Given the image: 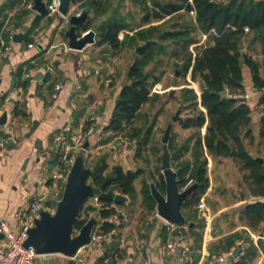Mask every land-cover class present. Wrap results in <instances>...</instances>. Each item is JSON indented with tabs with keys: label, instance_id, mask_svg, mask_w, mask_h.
Here are the masks:
<instances>
[{
	"label": "trees",
	"instance_id": "obj_1",
	"mask_svg": "<svg viewBox=\"0 0 264 264\" xmlns=\"http://www.w3.org/2000/svg\"><path fill=\"white\" fill-rule=\"evenodd\" d=\"M6 1V6L0 9V14L6 8L10 9L22 3L27 4L33 0ZM75 1H85L84 4H88L86 9L88 15L81 26L84 31L92 28L94 18L98 19L110 12L109 17L96 27L97 46L107 44L118 53L123 49H135L142 41L156 40L145 54L139 55L135 52V58L128 69L127 80L121 86L114 110L105 128L106 132L112 133L126 131L125 134L129 140H136L139 144L135 154L137 159L150 163L149 156L143 152L152 142L156 118L152 120L147 129H145L146 126H137L134 123L140 116L143 106L154 102L159 96L158 93H152V90L156 84L161 82L166 73L165 67H162L164 59L160 55L169 54L171 58L177 60L175 66L177 69H182L184 77L191 73L192 80L199 82L202 89L200 97L192 88H181L184 102L192 108L193 114L181 118L179 124L185 129H193L194 132L177 149H173L174 136L172 135L169 140V149L171 161L178 163L177 169L182 168L178 176L180 188L196 183L194 192L183 205L186 222L181 226L189 225L188 231L196 237V243L200 247L206 217H202L201 222L197 223V207L210 186L207 154L212 158L232 157L244 172L243 178L248 184L250 194L254 197H264V157L263 162L256 159L255 155L249 152L245 141L246 138H252V110L248 104L243 102L244 99L236 96L245 93L243 65L251 69L253 85L259 90L264 89V78L260 75L259 63L252 55L249 56L242 50L243 39L251 32L253 40L260 43L264 53V0H132L138 5L139 12H143L141 19H138L132 12L121 13L114 7V0ZM191 11L196 15L193 16ZM91 12L92 17L89 16ZM6 16L7 14L4 15ZM175 17L177 20L172 22ZM159 21L162 22L146 26ZM246 27L248 31L245 30ZM123 31H131L132 34L125 32L123 39H120V33ZM10 35L9 28H5V24L1 23L0 40L4 39L8 43ZM204 35L207 36V40L204 44L196 45L197 52L194 54L189 50L190 46L199 43L201 41L199 36ZM25 37L28 42H31L32 39L28 34ZM169 45L172 46L171 50L168 49ZM16 74L21 79L24 74L22 67L17 70ZM57 78L53 73L48 74L45 79L49 82L47 89L53 86ZM20 84L25 88L29 85V81H21ZM207 88H210V91H207ZM225 88H228V92L224 91ZM175 93L176 91L172 90L170 94L175 95ZM258 104L263 106L259 135L264 141V91ZM14 110L16 115L27 116V112L21 109L18 101ZM205 125L207 128L203 134L202 128ZM128 126L131 129H128ZM85 129L86 132L89 131L90 123L85 126ZM5 136L0 131V139ZM154 150L160 151L156 146ZM188 152L191 153V157L183 159ZM93 167L94 172L89 182L100 185L105 178L109 177L108 188L118 190L122 195L128 196L131 199L129 204L138 200L136 181L144 174L145 169L139 167L136 170H125L122 165L118 164L114 165L109 172V163L105 156L95 160ZM157 170L158 178L151 172L150 175L163 193L165 180L160 171L161 167H157ZM142 180L139 194L143 199V205L148 212H154L157 204L151 195L150 182L144 178ZM64 187L65 182L57 198L54 197L55 204L61 198ZM89 199L90 197L86 199L76 218L75 231H78L90 219L91 213H97L100 218L99 231L102 234H112L121 226L111 218L119 216L113 201H103L101 207H96L87 206ZM125 204V202L119 203V205ZM234 212L252 231L264 233L263 199L255 198L241 205ZM165 233L167 235L168 232ZM245 236L246 234L237 231L211 244L209 247L211 256L216 255L215 257L218 258L224 251H229L238 238L245 239ZM246 242L244 249H241L245 254L239 257L235 264H250L258 255L257 245L253 241L246 240ZM261 245L264 248V240ZM120 251L119 248L105 251L98 260V264L107 258H111L112 264H116L122 255Z\"/></svg>",
	"mask_w": 264,
	"mask_h": 264
},
{
	"label": "crops",
	"instance_id": "obj_2",
	"mask_svg": "<svg viewBox=\"0 0 264 264\" xmlns=\"http://www.w3.org/2000/svg\"><path fill=\"white\" fill-rule=\"evenodd\" d=\"M45 1L48 2V0ZM84 2L74 0L67 16H63L59 11L40 13L34 5L31 9L28 7L30 2L10 9L6 8L0 14V24L4 23L5 28H9L10 36L22 33L24 37L21 42L15 41L13 37V42L10 43V49L7 51L0 48V118L4 112L8 114L7 121L4 125H0V131L4 136L6 135L3 138L6 139L5 151L0 153V220H7L15 231L19 228L18 213L21 207L31 203L38 196L50 195L53 199L57 198L63 188L64 181L54 178V174L59 170L58 156L53 146L55 136L65 131L70 143H76L78 139L85 138L84 143L89 141L90 145L86 154L92 152L95 155L98 154L105 147L102 144V140L105 139V128L114 110L121 86L127 80L128 69L132 62L128 64L123 80L120 79L122 82H118V78L123 76V71L118 66L115 57L117 53L109 45L97 46L95 41L93 44H88L84 50H74L69 47V38L65 35L71 26L69 15L81 9L86 10L88 4ZM6 3V0H0V9L6 6ZM109 13H105L98 19L94 18L92 28L98 27L109 17ZM5 14H7L6 17H4ZM92 15V12L89 13V16L92 17ZM81 26L78 27V31L83 33ZM123 32L132 34L131 31ZM26 34L31 39L35 34L40 35V42L29 48ZM123 37L120 36V39ZM100 47L102 48L100 53L108 51L114 57L95 55V48ZM242 50L249 56L252 55L259 63L260 75L264 78V53L260 43L253 40V33L250 32L243 39ZM21 67L24 74L19 79L16 73ZM242 68L245 93L240 95L244 99L243 102L248 104L252 110L253 129L252 138H246L245 141L253 156L263 158L264 141L259 135L263 106L258 104V101L264 89L259 90L253 85L252 71L247 65H243ZM49 73H53L55 78H58L53 86L47 89L49 82L45 79ZM25 80L29 81V85L24 88L20 83ZM114 82H117V85L113 86ZM58 83L62 85V89L58 97L54 98L53 90ZM17 101L21 104V109L27 112V116L15 114ZM34 120L38 121L36 129L33 135L26 137L32 129ZM88 123H90V129L86 132L85 126ZM206 128V125L202 128L203 134ZM9 136L15 143L16 148L14 149L7 147ZM37 139L41 140L43 148L36 146ZM207 158L210 160L208 165L211 169L216 161L222 163L229 159L238 166L240 173L244 174L232 157L212 158L207 154ZM236 166H234L235 169ZM110 168L112 167L109 166V172ZM126 169L136 170L132 167ZM208 170L211 182L213 180L211 175L216 168ZM241 182L246 185L249 196L237 197L214 210L207 205L205 200V195L211 185L202 196L198 207L204 212L206 224L203 228L200 247L196 243V237L188 230H184L188 235L193 257L195 254V264H235L239 257L245 254L241 249H244L247 244L246 240L253 241L259 251L250 264H264V248L261 245L264 240V236H261L262 232L252 231L234 212L241 205L255 198L264 200V197L252 196L244 178ZM140 189L141 187L137 188L136 184L138 200L135 203L138 204L140 210H145L143 199L139 194ZM222 190L225 191L224 188ZM115 191L120 193L118 190ZM127 199L125 205H119L113 201L119 216L111 218L121 226L112 234L110 233L109 239L82 248L73 259L55 254L41 258V264H44L45 259L55 258L57 261L54 264H98V260L105 251L116 248H119L122 254L116 264H147L149 257L150 264H183L184 259L179 251L169 253L166 250V242L170 237L168 222L159 216L145 228L137 229L136 225H133L126 217V212L131 211L136 204H129L131 199L128 196ZM232 208L235 217L229 218L226 211ZM92 214L99 218L97 213ZM219 219H221L219 227L213 225ZM222 223L228 226L223 227ZM99 228L100 224L97 225V229ZM237 231L246 234L245 239L238 238L235 245L231 247L235 250L240 249L238 256L233 255L220 263L215 262L216 255L212 257L209 251L211 244ZM256 233L259 235H255ZM5 243L3 237H0V245H5ZM147 249L149 254L146 252Z\"/></svg>",
	"mask_w": 264,
	"mask_h": 264
},
{
	"label": "water",
	"instance_id": "obj_3",
	"mask_svg": "<svg viewBox=\"0 0 264 264\" xmlns=\"http://www.w3.org/2000/svg\"><path fill=\"white\" fill-rule=\"evenodd\" d=\"M74 0H61L59 12L63 16L69 14L70 5ZM34 8L40 12H47V2L45 0H34ZM87 10L80 15L70 14L69 22L71 26L65 35L69 38V47L74 50H84L88 44H93L96 41V28L82 35L78 31V27L82 25L87 18ZM15 41L21 42L23 34L18 33L13 35ZM155 39L146 40L143 44L136 46L135 52L139 55L145 54ZM210 91V88L206 89ZM228 92V88L224 89ZM7 112H4L0 118V125H4L7 121ZM180 120V110L177 111L172 118L173 122ZM37 120L33 121L32 129L26 134V137L33 135ZM173 129L172 123L168 127L163 136V152H162V167L161 172L165 180V191L162 193L154 180L150 182L151 195L156 201L157 215L168 223L181 225L186 222V216L183 214V205L190 198L189 196L194 192L196 183L189 184L186 187L180 188V179L182 168L174 169L171 161V151L169 149V138ZM10 137V136H9ZM8 149H14L15 143L10 137L7 140ZM83 150L77 152L74 156L71 167L65 179V187L62 196L57 201L54 212L46 209H41L39 217L35 219V225L28 231V239L25 242L26 247L34 248L36 254L40 255H55L59 254L68 258H73L77 255L79 250L90 246L92 243L91 233L100 223L99 218L92 214L89 220L78 230L75 231L76 218L79 216L86 199L90 195H97L100 200L116 203L127 202V197L115 190L108 188L109 177L104 179L100 185H95L89 182L90 176L94 172V167L86 163L87 154L89 150V141L83 144ZM36 146L43 148L41 140H36ZM263 162L261 157H256ZM263 237L264 234L262 233ZM0 237H3L0 234ZM240 249L235 250L234 256H238ZM57 259H45L44 264H54Z\"/></svg>",
	"mask_w": 264,
	"mask_h": 264
},
{
	"label": "rangeland",
	"instance_id": "obj_4",
	"mask_svg": "<svg viewBox=\"0 0 264 264\" xmlns=\"http://www.w3.org/2000/svg\"><path fill=\"white\" fill-rule=\"evenodd\" d=\"M113 2H114V7H116L121 13L122 12L124 14L131 12L135 13L138 19H141V17L143 16V12H139L138 5L136 4V2L132 0H114ZM192 15L195 16L194 14ZM176 20L177 18L175 17L172 19V22H175ZM160 22L162 21L152 22L146 26H149L151 24H159ZM123 33L125 32H122V34L120 35L121 37L124 36ZM199 37H201V41L199 43L191 45L189 48V50L193 51L194 54H196L197 52L195 50L196 45L204 44L205 41L207 40L206 35ZM144 42L145 41H142L139 45L143 44ZM100 49L102 48L101 47L99 49L95 48V53H96L95 55H99V57H105L109 55L114 57L113 54L108 51L103 54L100 53ZM168 49L171 50L172 46L169 45ZM160 56L161 58L164 59V62L162 63V67H165L166 73L161 79V82L156 84L152 90V93H158L159 96L156 98L154 102L146 103L143 106V110L140 116L136 119L134 123V125L137 126H146L145 129H147V127L150 126L152 120L156 118L155 120L156 126L153 130L152 142H150V144L145 148L143 152V154L145 153L146 155L149 156L150 163L136 158L135 154L137 153L139 144H137L136 140L134 139L129 140V137L125 134L126 131L123 133H112L110 131L105 132L104 134L105 139L102 140V144L105 145V147L101 149L99 153L96 155L94 152L89 153L86 158V162L88 163V165L91 166H93L95 160L105 156L106 161L107 163H109L110 167H113L115 164H120L123 166L125 170L128 167H132L133 169L134 168L137 169L138 167H141L145 169L144 174L137 179L136 182L137 188L141 187L143 178L148 180L149 182L152 181L150 172L151 174L152 173L155 174L157 178L159 176L157 167H162L161 157H162L163 145H164L162 139L169 123H172L173 125L171 136L169 138L170 140L172 138V135L174 136V142H172L173 149H177L180 146V144H182V142L194 132L193 129L183 128L182 125L179 124V121L177 122L172 121V118L179 110H180V118H184L188 115L193 114L192 108L188 106V103L184 102V97L181 94V88L182 87L192 88L199 97L202 92L199 82L198 81L194 82L192 80L191 73H189L187 76L184 77L182 74V69L180 68L177 69V67L175 66L177 60L171 58L169 54H164ZM115 57L117 58L118 66L122 68L123 71V76H120L121 78H118L117 81L122 82L120 79L123 80L124 74L127 72L126 70L128 68V64H130V62H132L135 58V49L132 50L123 49V51L118 52L115 55ZM116 83L117 82H114L113 86L117 85ZM172 90L176 91L175 95L170 94ZM144 120L146 122H144ZM128 129H131L130 126H128ZM78 140H81V138ZM155 146L158 147L160 151H155L154 150ZM82 150L83 148L79 147V150L77 152H80ZM190 157H191V153L188 152L183 157V159H187ZM134 161L137 163L136 165ZM209 161L210 160H208V162ZM172 164H173V168L176 170L178 167V163L172 161ZM234 166H236L235 163H233V161L229 159L228 161L222 163L218 161L214 163L212 169L215 167L216 171H214L211 175V179L213 180L210 182L211 186L207 194L205 195L206 203L211 209L214 210L222 204L230 203L237 197L249 196L247 194L248 190L246 185H244L241 182L243 180L242 178L243 175L240 173L238 166H236V169ZM208 169L212 170L210 165H208ZM222 188H224L225 191H223ZM249 199L251 200L250 197ZM135 204H134L135 205L134 208L133 207L131 208V211L126 212L127 214L126 217H128L127 219L131 221L133 225H136L137 229L138 228L143 229L147 226V224L149 223L151 224L152 222H154L157 217L159 218V216L156 215V209L154 212H148V210L146 209L140 210L138 204L137 203ZM197 208H198L197 223L199 224V222H201L202 217H204V212L201 209H199V207ZM233 211H234L233 208L226 211V214L229 216V218L234 216ZM219 222H221V219L216 220L213 223V225L219 227ZM222 224L223 227L228 226L225 225L224 223ZM184 226L185 227L183 230L189 229L188 224H185ZM177 230H179V228H176V231ZM255 235H259V234L256 233Z\"/></svg>",
	"mask_w": 264,
	"mask_h": 264
},
{
	"label": "built area",
	"instance_id": "obj_5",
	"mask_svg": "<svg viewBox=\"0 0 264 264\" xmlns=\"http://www.w3.org/2000/svg\"><path fill=\"white\" fill-rule=\"evenodd\" d=\"M34 1H31L28 4V7L34 5ZM61 4V0H49L47 2V12L54 13L59 11V7ZM86 11L85 9L79 10L76 15H80ZM191 14L196 15L193 11ZM90 29H86L82 33V35H86ZM248 31V28H245ZM10 41L6 43L4 39H1V48L2 50L10 49V43L13 41V37L10 36ZM33 39L28 43V47L32 48L37 43L40 42V35L35 34L32 36ZM62 89V85L60 83L55 85L53 97H58L60 90ZM239 98H242V95H236ZM85 138L78 140L76 143H70L65 131H61L60 134L56 135L53 140V146H55V151L57 152V160L59 164V170L56 174H54V178L61 179L65 181L68 171L71 167V163L73 162L74 156L80 148H83V143ZM6 139H0V153L5 151ZM56 205L54 203V199L50 195H42L35 197L31 201V203L26 204L24 207H21L18 213L19 220V228L18 231H15L11 224L5 220H0V234L3 235V240H5V245H0V264H41V258L49 257L51 255H40L36 254L34 248L26 247L25 242L28 239V231L34 227L35 219L39 217V212L41 209H46L51 212H54ZM94 205L96 207H101L103 205V201L99 199V197L95 194L90 196L89 202L87 206ZM184 225H175L168 223V230L170 237L166 242V250L169 253H174L179 251L181 253V257L184 259L183 264H193L194 257L191 248V244L188 241V235L184 232ZM176 228L179 230L176 231ZM109 234H102L99 229L96 228L91 233V244H99L102 241L109 239ZM148 253V249L146 250ZM235 249H230L229 251L223 252L218 258L215 259V262L220 263L224 261L228 257L234 255ZM149 254V253H148ZM77 256V255H76ZM75 256V257H76ZM73 259V258H72ZM150 257L147 259V264H150ZM100 264H112L111 258L104 259Z\"/></svg>",
	"mask_w": 264,
	"mask_h": 264
},
{
	"label": "flooded vegetation",
	"instance_id": "obj_6",
	"mask_svg": "<svg viewBox=\"0 0 264 264\" xmlns=\"http://www.w3.org/2000/svg\"><path fill=\"white\" fill-rule=\"evenodd\" d=\"M243 99V98H242ZM181 119V118H180ZM180 121V120H179Z\"/></svg>",
	"mask_w": 264,
	"mask_h": 264
}]
</instances>
